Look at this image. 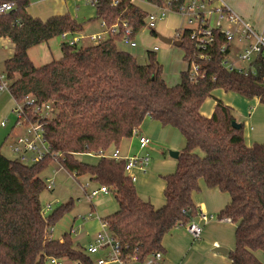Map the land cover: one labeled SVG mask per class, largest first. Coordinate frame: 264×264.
<instances>
[{"label": "trees", "instance_id": "obj_1", "mask_svg": "<svg viewBox=\"0 0 264 264\" xmlns=\"http://www.w3.org/2000/svg\"><path fill=\"white\" fill-rule=\"evenodd\" d=\"M113 1L97 0L96 17L109 27L128 21L129 37L134 38L144 27L147 10L132 0ZM150 1L163 5L169 0ZM173 1L179 5L185 0ZM13 2V10L0 15V35L15 44L0 85L4 77L15 101L23 104L24 125L40 119L34 105L50 103L53 110L40 120L51 148L42 160L28 165L0 149V264H50L52 258L93 264L70 233L62 239L52 236L51 228L72 209L73 200L44 216L41 194L48 188L41 173L53 161L75 177L89 176L114 195L118 207L104 220L123 255L136 253L144 259L155 251L165 252V235L196 221L199 209L193 194L204 180L208 187L230 195V202L217 215L236 224L235 246L228 253L232 264H264L256 255L264 254V143L247 145L243 125H233L234 111L220 99L211 116L201 113L202 104L217 89L258 98L264 104V55L257 54L246 73L229 70L222 64L229 54L221 50L226 41L222 33L216 32L214 45L205 52L208 58L202 59L185 31L180 46L184 59L200 64L205 77L191 81L187 70L177 84L169 85L154 53L149 52L147 64H140L117 47L116 41L124 36L120 25L118 34L96 44L71 45L65 39L61 58L37 66L29 55L32 47L63 33H82L84 23L69 13L45 20L33 17L28 12L31 0ZM27 96L34 102L28 103ZM147 117L176 128L186 141L176 170L163 176L161 207L139 195L126 173V160L102 156L90 163L77 157L112 152Z\"/></svg>", "mask_w": 264, "mask_h": 264}, {"label": "crops", "instance_id": "obj_2", "mask_svg": "<svg viewBox=\"0 0 264 264\" xmlns=\"http://www.w3.org/2000/svg\"><path fill=\"white\" fill-rule=\"evenodd\" d=\"M226 2L247 22H249L255 30L261 32L264 35V0H226ZM142 6L145 8V10L150 9V7H148L146 4H142ZM28 12L33 17H39L44 20L51 16L69 13L78 22L84 23V31L82 33H76V35L85 37L82 40H87L88 44L86 45L95 44L89 38V36L92 34H100L105 39L109 37L102 26V21L96 17L95 5L90 3L88 0H31V4L28 7ZM181 22H183V18L180 15L174 13L170 14L167 19L160 22L156 34H153L152 31L143 28L135 36L136 45H131L124 40H117L116 45L120 50L129 52L133 56H135L140 64H147L149 52L154 53L157 62L162 66L163 78L165 79L167 84L175 85L179 82L181 72L187 71L189 69V63L185 61L184 51L180 48V46L176 45L174 49L170 48L173 43L166 44L162 42L157 34H166L161 29L163 25H165L166 28L169 29H172L174 26H178L179 28ZM71 36L75 35H68L66 39H69ZM155 46H159V49L157 51L154 50ZM35 47L36 46L32 47L29 50V55L32 61V56L34 55L33 50L35 49ZM162 51H170L171 53H173L172 65L164 66L165 64L163 63L162 57L159 55ZM237 51L238 49H232V53H237ZM14 52V42L10 38L0 35V74H2L4 71L5 61L8 58L12 57L14 55ZM218 91L219 89L213 92V97L217 95ZM214 98L215 106L216 99L220 98ZM256 99L257 101L254 103L255 106L250 107V110L252 108L253 110H249L248 115L244 117L246 118L245 122H240V120L236 118V121L238 123H241L243 125V128L244 125L247 128L244 138L246 144L249 146L253 145L254 143H264V127L263 129H258L257 127H255V123H257L258 121L264 122V116L262 115V113L259 116L257 114L258 111L254 112L256 106L260 102L258 98ZM225 104L233 107L228 103ZM15 105L16 101L9 90H3L0 92V149L6 156L10 158H14L13 147L16 143L17 138L25 133V128L20 124L18 116L14 111ZM213 110L214 107L212 111L203 110L201 107V113L207 117L211 116ZM2 121L5 122L4 125H2ZM150 123L151 122H147L145 128L146 133H143L144 130L142 129V125L138 129V132L141 135L150 137L151 140L153 139L152 137H154L155 139L161 141L162 138L166 140V134L169 137L175 135L177 137V141H170V146L175 149L174 151L180 152L185 147V138L183 137V135L181 136L179 134V130L177 131L176 128H173L171 126H164V128H159V126ZM157 132L158 134L156 135ZM136 139H138L137 136L133 135L130 138H125L122 140V142L120 143V146L122 145V147L120 148L119 146L118 149L120 155L123 158L139 155L138 153L134 154V144ZM152 143L153 142L151 141L147 148H149ZM144 149L145 148L140 147V150ZM156 153V159L152 160L151 154L147 152L153 162L150 163L149 170L146 173L137 172L138 179L135 182V186L137 192L143 199L149 200L155 207H161L165 204L164 189L166 183L163 176L169 173H173L176 170L177 159H173V157V160L160 159L159 152ZM87 155L90 157H97L95 161H87L90 163H95L100 158V156L97 155ZM56 173L57 171H55L54 175H56ZM200 187V190L193 194L194 202L199 211L218 214L230 202L231 198L229 193L221 191L218 188L208 187L205 184L204 180L200 181ZM95 189L97 188L93 187L92 190ZM86 194L88 193L86 192ZM107 194L108 193L100 192V195ZM116 209H114V211ZM91 211L94 213V215L91 217L88 216L89 213L87 215H83L84 218H82V216L80 215H76L74 217L72 226L70 227V230L73 229L76 221L78 220L85 221L83 224H81V226L83 227L81 236L73 238L74 243L79 247L86 246L92 240L94 235L102 229V220L111 214L110 213L106 216H101L97 212L96 206L94 204H91L90 212ZM196 222L202 227L201 237L198 239L193 238L191 233L188 232L187 228L183 227H177L170 231L167 235H165L163 239V247L167 260L170 262V264H232L228 253L235 246L236 224L232 221L229 222L224 220H209L207 222H203L198 217L196 219ZM65 233L66 231H64L63 233L60 232L59 235L52 234V236L54 238L62 239ZM84 240L86 242H83ZM216 246H226V248L228 249V253L223 254L214 251V248ZM256 255L264 263L263 252L258 251L256 252ZM92 260L93 264H96L94 262L96 261V256H92ZM61 261V264H73V262L68 259H62Z\"/></svg>", "mask_w": 264, "mask_h": 264}, {"label": "built area", "instance_id": "obj_3", "mask_svg": "<svg viewBox=\"0 0 264 264\" xmlns=\"http://www.w3.org/2000/svg\"><path fill=\"white\" fill-rule=\"evenodd\" d=\"M94 5L97 0H88ZM118 0H114L113 4H118ZM135 4L142 6L146 4L150 9H147V16L145 18V24L143 28L150 31H157L160 22L167 19L170 14L180 15L185 24L182 27L175 29L174 35L171 37L173 41L182 42V36L185 31L190 32V37L195 41L197 49L200 51V57L207 59L208 55L205 53L215 43L216 32L222 33L225 37V43L222 45L221 50L223 52L229 51V54L222 61V64L229 70L238 69L242 72H247L248 69L253 68L252 63L257 54L264 55V35L261 32L255 30L249 22H247L240 14H238L226 0H185L182 4H175V1L169 0L163 5H158L150 0H132ZM15 7L13 1H0V15L7 13ZM215 16V23L212 24V18ZM122 26L124 30V41L131 45H136L135 37L130 38L132 28L128 21H123L118 24L115 23L112 26H107L102 22V26L108 34V38L115 36L121 30ZM70 35L69 33H63L62 37L66 39ZM85 37L71 36L66 39L71 45L79 44ZM92 42L99 43L105 38L100 34H92L89 36ZM234 42L243 43L244 47L241 51H237L236 59L239 62L247 63L246 67H240L236 65V62L228 60V56L232 53ZM159 46H155L154 50L157 51ZM189 77L191 81H197L198 78L205 77V72L201 71V66L197 62L189 64ZM0 85V92L8 90L9 84L4 77H2ZM26 101L33 103L34 99L27 96ZM52 105L50 103H43L41 105H34L33 112L40 115V119L36 122H31L24 125L21 122V118L24 115L23 104L16 102L14 111L16 112L19 122L25 128V133L19 136L13 147V155L16 159L24 162L25 164H32L39 160H42L46 154L51 150L50 145L45 139L43 126L40 123L41 118H46L49 113L52 112ZM5 122L2 121V125ZM134 136H137L138 142L141 148L147 147L151 143V138L146 135H141L138 129L133 132ZM97 156H108L116 160H126L125 170L131 177L133 182L138 179L137 172L146 173L149 170L151 163V157L148 154L134 155L123 158L120 155L119 149L116 148L112 152L100 151L98 153H89ZM47 188L52 190L55 186L54 177L47 180ZM100 192L109 193V189L106 186H100L99 188L92 190L87 194L88 199H92ZM46 211H51L52 203L46 204ZM45 213V211H43ZM94 213L89 212L88 216H93ZM203 222L209 220H224L232 221L231 218H219L214 213H207L199 211L197 216ZM84 218V216H82ZM86 218V217H85ZM188 231L193 238L198 239L201 237L202 227L196 221H192L187 226ZM53 230V227L51 228ZM76 234V229L70 230V235ZM84 252L89 256H96V264H170L167 260L166 254L163 251H155L148 255L146 258L141 259L136 253L123 255L120 242L112 235L109 230L108 223L102 220V229L94 235L92 240L84 247ZM62 259L52 258L50 264H61ZM73 264H82L80 261H72Z\"/></svg>", "mask_w": 264, "mask_h": 264}, {"label": "rangeland", "instance_id": "obj_4", "mask_svg": "<svg viewBox=\"0 0 264 264\" xmlns=\"http://www.w3.org/2000/svg\"><path fill=\"white\" fill-rule=\"evenodd\" d=\"M215 23V16L212 18V24ZM183 25H186L184 20L181 22V25L179 27H182ZM178 26H174L172 29L166 28L165 25L161 28L168 37H172L174 35L175 29H177ZM62 41L64 39L61 36H57L53 39H51L48 43H42L39 46H36L35 49L33 50L34 55L33 57V62L37 65H44L46 63H49L51 61L57 60L61 58L62 56ZM88 44L87 40H82L79 42V46H86ZM232 46H235L234 49H239L241 51L244 47L243 43H238L234 42ZM176 45L172 44L170 48L174 49ZM168 49V48H165ZM172 54L170 51H162L159 55L162 57L163 63L166 65H172ZM236 53H231L228 56V60L232 62H236L237 66L240 67H246L248 64L239 62L236 59ZM159 57V56H158ZM220 95V96H219ZM216 98L222 99L225 103L230 104L234 111V114L237 119L240 120V122H245L246 121V115H248V111L250 110L251 106H255L254 103L257 101L256 98L253 99H246L245 97L235 93V92H226L224 90L219 89L217 92V95L214 96ZM214 97H209L207 98L204 103L202 104V109L203 110H210L212 111L214 107ZM253 108L250 110L252 111ZM255 111H258L257 114L260 116L261 113L264 116V104L258 103L256 106ZM147 122H151L150 124H154L159 126V128H164V125L160 123L157 120H153L149 117H147L143 123H142V129L144 130L143 133L145 132V128L147 125ZM255 127L258 129H263L264 127V122L258 121L255 123ZM178 131V130H177ZM245 131H247L246 126L244 125L243 132L245 135ZM179 134L182 136L180 131H178ZM158 132L156 133V135ZM152 144L150 145L149 148L145 147L144 150H140L139 147V142L138 139L135 141V146H134V154H139V155H145L147 152H149L152 156V160H155L157 157V153L159 152L160 154V159H167V160H173L172 157L170 156V150H175L173 149L170 144V141L176 142L177 137L175 135L172 136H167L165 135V138H162L161 140H157L154 137H152ZM122 145L120 146V148ZM113 148H111L109 151H112ZM149 155V154H148ZM150 156V155H149ZM77 157L83 161H95L97 157H90L87 154H78ZM151 160V162H153ZM55 171H57L56 175ZM41 177L47 182L49 178H55V186L53 187L52 190L50 189H45L42 194H41V202L43 206V211H45L44 216L48 217L53 213V210L58 208L59 206L66 204L70 200H73L74 204L71 210L66 212L62 217H60L55 225L53 226V232L52 234L54 235H59V233H63L66 231L69 233L70 227L72 226V223L74 221V217L76 215H87L90 210H91V204L96 206L97 212L101 216H106L114 211V209L117 208V201L112 193H108L107 195H97L93 197L92 199L87 198L86 192L89 194L90 191L95 188H99V183L92 181L89 176L83 175V176H78L75 177L71 173H69L58 161H53L50 163V165L41 173ZM136 184V183H135ZM50 202L52 203V209L51 211H46V204ZM217 215V213H214ZM78 220V219H77ZM85 221L83 220H78L76 221V224L73 228L76 229V234H72V238H77L80 237L82 234L83 227L81 224H83ZM80 228V229H79ZM187 228V227H186ZM188 230V229H187ZM189 232V231H188ZM83 242H86L85 240ZM226 247V246H224Z\"/></svg>", "mask_w": 264, "mask_h": 264}, {"label": "water", "instance_id": "obj_5", "mask_svg": "<svg viewBox=\"0 0 264 264\" xmlns=\"http://www.w3.org/2000/svg\"><path fill=\"white\" fill-rule=\"evenodd\" d=\"M157 35L159 36L160 40L162 42L166 43V44H172L173 43V44H175L177 46H181V42L180 41H173V39L171 37L165 36V35H163L161 33H158ZM233 125L235 127H237V128H240L242 126V124L238 123L237 121H234ZM169 153H170L171 157L178 159L179 151L170 150ZM214 251L220 252V253H223V254H227L228 253V249L226 247H224V246H216L214 248Z\"/></svg>", "mask_w": 264, "mask_h": 264}]
</instances>
